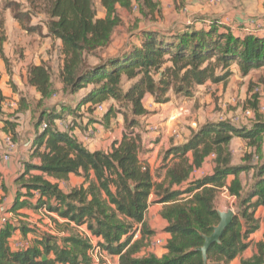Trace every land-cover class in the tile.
I'll use <instances>...</instances> for the list:
<instances>
[{
	"label": "trees",
	"instance_id": "16d2710c",
	"mask_svg": "<svg viewBox=\"0 0 264 264\" xmlns=\"http://www.w3.org/2000/svg\"><path fill=\"white\" fill-rule=\"evenodd\" d=\"M47 1L46 35L61 42L59 78L64 90L73 94L89 86L80 94L77 109L93 113L98 104L125 101L130 104L131 117L124 113L120 139L112 141L107 150L90 151L69 132L76 123L67 130L53 126L55 119L64 118L59 109L65 105L45 111L46 119L39 115L33 124L29 159L15 178L16 190L7 212L43 210L58 233L42 232L24 220L14 223L8 218L0 224V264H92L96 249L101 258L117 256L118 264H204L198 247L219 221L214 200L223 187L237 200L236 213L219 241L207 249L206 264H228L247 249L250 235L259 227L255 213L264 206V158L259 157L264 116H257L248 126L230 120L205 121L181 143L164 149L151 172L141 157V118L151 112L143 99L148 95L154 103L163 104L169 90L190 97L194 87L208 81L225 83L233 64L243 76L264 68V35L235 36L218 28V20L198 26L193 21L143 31L138 45H128L103 58L101 53L111 45L113 31L121 21L117 9L134 6L144 16L153 15L160 10L158 0H99L104 16H97L93 0ZM90 57L94 64L89 63ZM134 79L121 93V82ZM27 83L41 100L49 97L47 64L30 65ZM252 105L255 110L256 102ZM115 111L108 105L99 117H91L89 112L87 116L108 126ZM71 120L76 122L73 116ZM43 122L46 127L41 129ZM234 137L246 141L251 150L243 163L231 161L229 144ZM211 153L215 155L212 172L189 179ZM253 155L257 161L251 164ZM250 169L252 181L243 186L239 175ZM71 174L81 177L82 182L62 189L59 181ZM152 203L162 204L159 214L166 221L163 231L169 234L160 256L146 244H153L156 234L146 221ZM15 230L23 236L30 233L31 244L13 248L10 241ZM255 249L240 263L264 264V231ZM142 250L145 252L140 254Z\"/></svg>",
	"mask_w": 264,
	"mask_h": 264
},
{
	"label": "rangeland",
	"instance_id": "374dc122",
	"mask_svg": "<svg viewBox=\"0 0 264 264\" xmlns=\"http://www.w3.org/2000/svg\"><path fill=\"white\" fill-rule=\"evenodd\" d=\"M47 3V0H0V67L3 68L2 72L0 71V95L2 97L0 100V147H3V138L5 135H11L18 152L16 154L13 153L10 157L11 160H13V164H15L18 158L16 163L19 164L18 168L20 169L23 161L29 159L27 153H30L31 142H29V134L33 132L32 125L39 119V115L41 114H43V119H46V116H44L45 111L55 110L56 107L60 108L61 105H65L66 108L62 106L59 109V113L64 114V118L60 116L57 119L64 120L67 115L73 116L76 122L74 120L72 123V120L70 121V116L67 117L69 120L67 125L73 124L74 126V123H76L79 130V134H76L77 137L80 135L83 137L84 132L88 130L85 128V131H83V127H80L79 123L81 125L83 124L84 120L81 118L85 120L88 119L87 112L89 111H86L84 108L77 109L75 104L80 94L84 93L89 86L73 94L64 90L59 78L63 65L61 47H57L53 38H47L46 35V23L49 19L46 13ZM93 4L97 16H104V10L99 0H93ZM200 6H205L204 0H200ZM185 7L186 4L178 0V2L174 3L172 11L160 9L153 15L146 16L139 13L136 8L134 9V6L132 9L118 8L117 14L121 21L113 31L111 45L101 53L102 57L115 55L120 49H124L128 45H138L143 31L149 29L159 30V28L162 27H180L184 24H190L193 21H196L195 25L198 26L200 23H207L205 21L206 18H202L204 14H217L213 11L202 12L203 8L199 9V12H192L189 8L185 9ZM259 17L262 18L261 21L264 25V15H260ZM255 18L259 19L258 17ZM171 23L173 24L171 25ZM219 27L222 28L221 25ZM88 61L90 64H94V59H92V57H90ZM39 62L49 63L47 66L51 81V94L49 97L42 100L39 93L27 83L29 66ZM236 69L237 66L233 68L234 72L231 70L232 73L225 83H219L213 87H194L193 94L190 97L177 95L169 90L167 93V101L172 103H168L166 108L168 117L170 116L169 114L172 108L176 110H189L186 111L183 116H179L178 119L175 118V120L170 121L169 118L165 120L161 127L164 128V130L169 129L168 133L169 131L171 133L174 129L177 130L179 132L177 142H181L191 133L193 130L192 128L196 130L201 123L210 121L208 118L214 119L215 116L213 117L212 115L218 114V111L222 110L219 106L221 104L225 105L223 114L225 120H230L239 126H248L257 119V116H264V111L261 113L257 112L258 105L263 103L262 105L264 106V68L252 70L244 76L239 69ZM133 81H135V79L132 81L123 80L120 86L121 93H124ZM254 95H257L258 100L254 98ZM253 102H256L255 110L252 108ZM108 105H112L113 109L116 110V116L114 118L118 117L120 121H122V125L124 113L128 118L131 117L129 112L130 104L127 102L110 100L109 102L103 103L104 110ZM247 108L255 111L252 118L242 116L244 109ZM103 112H89V115H91V117H99ZM152 113H154V111L150 112V114ZM235 117H237L236 120ZM92 122L98 124L103 130L107 129L106 123ZM91 130L92 132L90 134L93 135L94 132H96V128L91 126ZM144 132L145 130L143 128V133ZM174 138L175 137H170L169 139L174 141ZM241 139L234 137L232 143H230L233 149V162L238 164L240 162L242 163L248 154L244 151L245 147H248L247 142L244 141L243 143ZM25 140L27 141L24 143ZM3 148L2 150L4 151ZM19 153L22 155L21 157L17 156ZM245 180H247L246 182L248 183L249 177L246 176ZM0 183L2 186V188L0 186V191L4 193L8 187L7 185H9V179L5 182L6 185L2 182ZM68 189L69 187L64 190ZM219 192L214 200L215 208L218 211L232 209L234 213H236L235 204L237 200L234 199V201H231V198L223 197ZM1 197L3 198L4 196L0 194V215L4 214L5 209V206L1 205ZM22 211L25 213V217H23L21 213L17 215L12 214L10 216V218H13L14 223L24 220L32 226H35L39 231L53 234L58 233L53 230L54 226L45 211H34L28 208ZM259 217L260 221L261 212L259 213ZM152 222L154 223L153 220L151 223ZM156 228L158 227L156 226ZM155 230L157 234L163 232L162 228ZM155 239L158 238L153 237L152 242ZM32 240L33 236L30 234V238L27 241L31 244ZM26 244L27 242L23 243L24 246ZM146 244L149 245V249L155 247L151 241ZM158 245L160 246L156 248H163V244ZM144 252L145 251L142 250L140 254ZM97 258L98 260L94 261V264H115L111 256H104V258L98 256Z\"/></svg>",
	"mask_w": 264,
	"mask_h": 264
},
{
	"label": "crops",
	"instance_id": "0c3cea01",
	"mask_svg": "<svg viewBox=\"0 0 264 264\" xmlns=\"http://www.w3.org/2000/svg\"><path fill=\"white\" fill-rule=\"evenodd\" d=\"M181 1L186 4L185 9L189 8L190 11H192V12L193 11L199 12L200 11L199 9L203 8L202 12H204V11L205 12H212L213 11V12L217 13L214 15L213 14H204V17H202V18H206L205 21L207 23L209 20H218L217 22H220L219 26L220 25L222 26V28L219 27L220 29L230 31L235 36H241L242 37L248 33H252V34H256V35L257 34L258 35H264V25L261 21L262 18L259 17L260 15H264V7H263L264 6V4H263L264 0H221L217 4H213L211 2L204 0L205 6H203V7L200 6V0H181ZM158 2H159L160 9L172 11L174 3L178 2V0H158ZM255 17H258L259 19L255 18ZM197 18H199V17H197ZM252 18L257 20V23H259L260 27L254 28V27L250 26L248 28V30H244V28L242 26L243 23L246 20L252 19ZM172 24L173 23H171V25ZM186 25H188V24H186ZM47 38H51V37H47ZM53 41L56 42L57 47H59V48L61 47L60 40L53 39ZM40 63L41 62H39L37 64H40ZM42 63L47 64V65L49 64L46 62H42ZM236 66L237 65H235V64H233L231 66L230 69L232 70V72H234L233 68H236ZM2 70H3V68L0 67L1 72H2ZM236 70H238V66H237ZM215 85H217V84H214V83L208 81V82L204 83L203 85L197 86V88H201L204 86L213 87ZM205 99H207V98H205ZM168 103H170V102L167 101L163 104H156L153 102L152 97L148 96V95L145 96L143 99V104H144L145 108L149 111H154V113L148 114V115L141 118V122H143L144 130H145V132L142 133L143 151L141 153V157L148 162L150 169H151V172H153L157 168L159 161H160L161 153L164 149H166L171 144L181 143V142H177L176 137L174 138L175 139L174 141L170 140L169 138L173 137V136L171 135L170 131L168 133L169 129L164 130V128L161 127L165 120H167L169 118H170L169 119L170 121L172 120L171 119L172 113L176 110V109L172 108L171 112L169 114L170 116L168 117L167 110H166ZM186 110L188 111L189 109H186ZM224 111L225 110L218 111V114L212 115L213 117L215 116L214 119L208 118V120H217L218 115L220 113H224ZM67 117H70V116H67ZM67 117L64 120L55 119L53 121V126L59 130H67L68 129L67 123L69 122ZM81 119L84 120L83 121L84 125L83 124H82L83 126L80 125V127H83L82 128L83 131H85V128H87L88 131L92 132L91 126H93L96 128V132H94L93 135L90 134V136H87V131H85L83 137L81 135L79 137H77L76 134L77 133L79 134V130H78L77 126H75L73 128V130H71L69 132L79 142H81L83 144V146H85L88 150H90V151H92V150H107L110 147L112 141L120 139L121 132H122V121H120V119L118 117H116L113 120L112 119L110 120L109 125L107 126L106 130H103L102 127H100L98 124L90 121L89 119H86V120L84 118H81ZM150 122H154L157 124V130L156 131H148L147 130L148 124ZM32 129H33L32 131H34L33 125H32ZM192 129L194 130V128H192ZM32 136H33V132L31 134H29V137H30L29 142H31ZM187 136H189V135H187ZM27 140H25L24 143ZM232 141H233V139L231 140L230 143H232ZM241 142L244 143V140L241 139ZM2 148L0 147V156L4 152L2 150ZM229 149L231 152L232 163L238 164V163L233 162V155H232L233 149H232L230 144H229ZM244 151H245V153L246 152L250 153L251 150L248 146V147H245ZM17 152L18 151H17L16 145H15V150L13 151V153L16 154ZM13 153L11 155H13ZM27 154L29 157V153H27ZM17 156L21 157L22 155H20V153H19V154H17ZM259 157L264 158V139H263V143L261 145V151L259 153ZM214 158L215 157H212L211 155L207 156L205 158L204 162L202 163V165L199 168H195L190 173L189 179L198 178V177H201L203 175L211 173L214 166H215ZM17 159L15 161V164H13V160H11V157L8 161H3L2 159H0V182L4 183L6 185L5 182L7 181V179H9V185H7L8 187L5 190V192L3 193L2 191H0V194L2 196H4L3 198L1 197V199H2L1 205L5 206L4 211H6V214L10 213V212H7V209L11 205L13 198H14V194H15V190H16V186L14 187L15 178L17 177L18 174H20V172L23 169V165H21V169L18 168L19 164L16 163ZM26 160H28V159H26ZM244 161L245 160H243L242 163ZM256 161L254 160V158H252V160L249 163L254 164ZM5 163H8V164H5ZM17 170H18V172H17ZM252 175H253L252 169L248 170L247 172H242L239 175L243 186H247V184H249L252 181ZM246 176L249 177L248 183L246 182L247 180H245ZM231 178H232L231 176L228 177V180H230ZM160 179L161 178H155L156 181H159ZM81 182H82L81 177H78V176L71 174L67 180L59 181V186L62 189H66L68 187L71 188L74 186H78ZM0 186H1V183H0ZM1 188H2V186H1ZM1 188H0V190H1ZM219 194L223 197L231 198L232 199L231 201H234V199H235V197L229 195L227 188H225V187L220 189ZM150 199L151 200L153 199L152 195L150 196ZM2 208H4V207H2ZM161 208H162V204L152 203L149 205V207L147 209L146 221L150 225V227L154 230L159 229V228L163 229L164 226L166 225V221L159 214V211L161 210ZM260 212H261V220L259 221V227L254 233H252L250 235L249 246L247 247V249L245 251H243L241 254H239L237 257H235L233 260H231L228 264H240L241 259L249 258L255 252V250H256L255 249V243L262 239V234L264 231V222H263L264 206H260L256 210L255 216L259 219H260V217H259ZM19 213H21L23 215V217H25V213H23L22 210H20ZM152 220L154 221V223L153 222L151 223ZM27 221H29V220H27ZM156 226L158 228H156ZM80 229L85 230L84 227H82ZM86 234L88 235V233H86ZM153 237L154 238L155 237L161 238L163 240V243H165V241L169 238V234L167 232L163 231L161 234L156 233ZM22 238H24V239H22ZM29 238H30V233L27 234L26 236H23V235H21V233L18 230H15L13 232L12 237H11L10 245L12 246V243H14L15 241H20L22 243H26V242H28L27 240ZM153 246H155V247L152 249H149V250H151V252H153L155 255L160 256L165 252V248H162V247H161L162 249L156 248L160 245L153 244ZM111 258L113 259L115 264H118L117 263V261H118L117 256H113ZM92 264H94V262Z\"/></svg>",
	"mask_w": 264,
	"mask_h": 264
},
{
	"label": "built area",
	"instance_id": "2783aa9c",
	"mask_svg": "<svg viewBox=\"0 0 264 264\" xmlns=\"http://www.w3.org/2000/svg\"><path fill=\"white\" fill-rule=\"evenodd\" d=\"M206 1H208V2H211V3H213V4H217V3H219L221 0H206ZM135 8V7H134ZM220 23V22H219ZM243 28H244V30H248V28L250 27V26H252V27H254V28H258V27H260V25H259V23H257V20L256 19H254V18H252V19H248V20H246L244 23H243ZM259 103H261V102H259ZM263 103H261V105H258V109H257V112L258 113H261V112H263L264 111V106L262 105ZM224 107H225V105L224 104H221L220 105V108L222 109V110H224ZM95 110H96V112H103V110H104V106H103V103L102 104H98L97 106H96V108H95ZM252 109H249V108H247V109H244V111H243V113H242V116H244V117H250V118H252L253 117V115L255 114V112H254V110H252ZM186 109H178V110H175L173 113H172V116H171V119L172 120H175V118H177L178 119V117L179 116H183L184 115V113H186ZM224 113H220L219 115H218V117H217V120H225V117H224V115H223ZM237 119V117H235V120ZM46 127V124L43 122L41 125H40V128L41 129H44ZM148 131H156L157 130V124L156 123H154V122H150L149 124H148V129H147ZM90 133H91V131H88L87 130V136H90ZM171 135L173 136V137H176V138H178L179 137V132L177 131V130H172L171 131ZM3 147H4V152L2 153V155H1V159L3 160V161H8L9 159H10V155L13 153V151L15 150V143H14V141H13V138H12V136L11 135H9V134H7V135H5V137L3 138ZM212 157H215V155H214V153H211L210 154ZM253 158H254V160L256 161L257 160V155H254L253 156ZM12 214L11 213H9V214H6V211H4V214H2V215H0V224H3V223H5L6 222V220L8 219V218H10V216H11ZM153 244H163V240L161 239V238H158V239H155L154 241H153ZM24 245H23V243L22 242H20V241H15L14 243H12V247L13 248H21V247H23ZM98 256H102L101 254H98V250L96 249L95 250V252L93 253V258H94V261H96V260H98Z\"/></svg>",
	"mask_w": 264,
	"mask_h": 264
},
{
	"label": "water",
	"instance_id": "95a60500",
	"mask_svg": "<svg viewBox=\"0 0 264 264\" xmlns=\"http://www.w3.org/2000/svg\"><path fill=\"white\" fill-rule=\"evenodd\" d=\"M219 221L216 225L212 226V233L210 235L204 236V243L201 247H198V250L202 254L203 263L206 264L207 256L206 252L207 249L215 242L219 241V238L225 228L229 225L232 221L235 213L232 209H228L226 211H218Z\"/></svg>",
	"mask_w": 264,
	"mask_h": 264
}]
</instances>
